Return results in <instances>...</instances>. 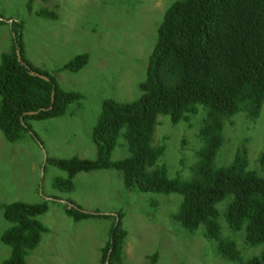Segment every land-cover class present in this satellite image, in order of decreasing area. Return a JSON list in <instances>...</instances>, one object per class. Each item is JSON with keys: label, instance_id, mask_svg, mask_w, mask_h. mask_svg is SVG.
Returning a JSON list of instances; mask_svg holds the SVG:
<instances>
[{"label": "trees", "instance_id": "obj_1", "mask_svg": "<svg viewBox=\"0 0 264 264\" xmlns=\"http://www.w3.org/2000/svg\"><path fill=\"white\" fill-rule=\"evenodd\" d=\"M29 8L32 10L30 4ZM37 13L58 18L50 10ZM9 26L12 47L2 53L0 61V130L6 140L16 142L27 133L36 136L30 120L64 116L84 95L64 89L51 72L37 68L27 58L22 20L12 19ZM89 58L87 52L77 54L58 70L78 72ZM139 88L141 95L135 99L103 100L92 128L96 146L93 159L47 158L66 173L54 179L53 187L70 192L80 172L117 170L127 189L181 194L183 200L175 218L191 232L203 226L205 236L217 242L218 252L225 259L264 264V248L245 259L236 240L223 233L220 223L224 214L232 230L244 231L249 245L264 244V152L258 158L259 169L250 168L246 147L238 149L228 165L215 162L225 141V123L240 112L256 121L263 111L264 0H174L158 26ZM201 108L205 116L198 135L203 145L196 152L192 175L183 178L178 172L171 176L161 163L165 143H153L158 117L168 116L176 124L189 120ZM32 111L36 113L30 114ZM120 138L127 142L129 154L115 160L112 154ZM229 197L222 212L219 204ZM0 207L9 223L1 239L10 247L1 264H27L30 251L49 231L39 219L49 205L17 200L0 203ZM65 211L76 221L96 216L75 205L66 206ZM127 236L120 220L112 225L102 264L108 258L109 264H123ZM158 256L150 255V264H156Z\"/></svg>", "mask_w": 264, "mask_h": 264}, {"label": "rangeland", "instance_id": "obj_2", "mask_svg": "<svg viewBox=\"0 0 264 264\" xmlns=\"http://www.w3.org/2000/svg\"><path fill=\"white\" fill-rule=\"evenodd\" d=\"M173 1L0 0V54L12 47L9 21L22 20L29 60L51 72L64 89L84 95L64 116L30 120L35 137L27 133L10 142L0 131V203L20 200L49 205L39 216L49 231L30 251L27 264H102L103 247L119 220L128 232L123 264H150L153 253L159 255L156 264H240L219 254L217 242L205 236L203 226L191 232L175 218L183 200L179 193L127 189L121 173L113 169L78 173L70 192L53 187L54 179L66 173L47 158L93 159L92 128L103 100L127 101L141 95L139 83L146 76L158 26ZM43 9L55 12L58 18L37 13ZM84 52L90 58L82 70H58ZM204 114L201 108L189 120L176 124L168 116L158 117L153 143H165L161 163L171 176L178 172L183 178L192 175L196 152L203 145L198 128ZM224 140L215 160L218 166L230 164L237 150L246 147L250 168L259 169L258 158L264 152V107L256 121L245 112L234 115L225 123ZM128 154L127 142L120 138L112 157L119 160ZM228 200L230 197L219 204L222 212ZM69 205L96 216L76 221L65 211ZM220 223L245 259L264 248V244L249 245L244 231L232 230L224 214ZM7 224L0 207V264L10 254V247L1 239Z\"/></svg>", "mask_w": 264, "mask_h": 264}, {"label": "water", "instance_id": "obj_3", "mask_svg": "<svg viewBox=\"0 0 264 264\" xmlns=\"http://www.w3.org/2000/svg\"><path fill=\"white\" fill-rule=\"evenodd\" d=\"M12 20H10L9 22H11ZM17 54H18V59L21 61L22 60V56H21V51L20 50H18L17 51ZM32 74H34V75H37V76H41V77H43L44 79H46V80H49L50 78L48 77V76H46V75H43V74H40V73H38V72H35V71H32ZM52 102H54V93H53V99H52ZM36 112H30V114H35ZM72 205H69V207H71ZM105 264H109V258L106 260V262H105Z\"/></svg>", "mask_w": 264, "mask_h": 264}, {"label": "crops", "instance_id": "obj_4", "mask_svg": "<svg viewBox=\"0 0 264 264\" xmlns=\"http://www.w3.org/2000/svg\"><path fill=\"white\" fill-rule=\"evenodd\" d=\"M26 49V48H25ZM7 51V50H6ZM3 52H5V51H3ZM3 52H1V54H0V58H1V55H2V53ZM28 55V54H27ZM27 58H28V56H27ZM29 59V58H28ZM31 61V60H30ZM0 101H1V96H0ZM1 131V130H0ZM2 132V131H1Z\"/></svg>", "mask_w": 264, "mask_h": 264}]
</instances>
